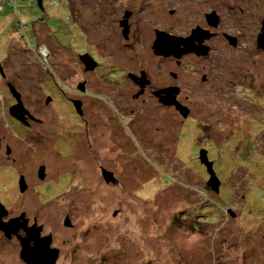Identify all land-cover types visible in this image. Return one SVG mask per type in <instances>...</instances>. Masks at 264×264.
Wrapping results in <instances>:
<instances>
[{
  "label": "rangeland",
  "instance_id": "obj_1",
  "mask_svg": "<svg viewBox=\"0 0 264 264\" xmlns=\"http://www.w3.org/2000/svg\"><path fill=\"white\" fill-rule=\"evenodd\" d=\"M28 2L0 9L3 80L18 83L25 106L44 119L30 130L35 137H16V171L32 154L47 166L46 183L29 177L40 191L34 201L52 211L58 238L70 216L81 264H264V0H42L43 10ZM211 12L219 30L239 37L237 47L220 33L204 42L209 59L154 53L157 30L184 37L199 26L215 35ZM140 68L155 85L180 88L186 118L174 105L132 102L137 88L126 76ZM72 100L94 112L88 129L71 114ZM8 101L0 97V110ZM92 126L81 148L79 135L84 141ZM205 149L218 192L199 159Z\"/></svg>",
  "mask_w": 264,
  "mask_h": 264
},
{
  "label": "flooded vegetation",
  "instance_id": "obj_2",
  "mask_svg": "<svg viewBox=\"0 0 264 264\" xmlns=\"http://www.w3.org/2000/svg\"><path fill=\"white\" fill-rule=\"evenodd\" d=\"M129 10L126 11L125 16L127 13L131 15V13L133 12L131 9ZM119 23L121 24L120 21ZM127 25L129 30L130 26L129 24ZM214 32L215 35L211 37L212 39L219 37L220 33H222L223 38L228 41L229 45H233L229 42V38H234L236 44L233 46H238V36L229 34L228 32V35H225V32L219 30V26H217V31ZM210 39L206 40L205 43ZM211 50L212 48L210 44L209 51L206 56H195L194 53L188 54H192L194 57H196V59H209L211 57ZM81 57H83L82 54H80V58ZM88 57L92 59L89 54ZM2 62L3 61H1L0 59V77H2L0 78V91H3V93L0 92V97H4L9 101L6 107V112L5 109L0 110V224L8 223V226L7 230H5L0 225V258L8 259L9 264H12V262L10 261H13L15 264H50L51 261L52 264H81L76 250L70 248L69 241L76 238L78 240L77 235V237L74 238L71 237V233H69V231L75 226L74 222L71 221L70 216L66 215L63 222L61 223L62 225L60 224L62 226V229L60 230L63 231L65 236H62V238H58L56 236V232L50 225L53 216L52 211H49L48 209L43 210V208H38L34 201V196L40 191L32 190L30 188L29 177L31 178V180H33L36 174H38L39 181L41 180L40 183L44 181L46 183L48 173L47 166H40L43 167L42 176H40V167L38 168L35 155L32 154L26 159V168L23 171H16V157L13 156L12 149V147L14 146L17 149L16 137H18L19 134L23 132L28 133L26 138L35 137L36 135L31 134L30 130H32L33 127L42 125V121L44 119L39 118L36 115V112L30 110L25 106L23 92L18 87V83L3 80V78L5 77V71L3 69L4 65ZM176 76L177 75L175 74L174 77L176 78ZM126 78L131 79L134 84L133 86L137 88L136 92H130L132 102H145L146 100L152 99L157 101L160 106H164L154 93L155 91L170 86L169 84L155 85L153 82L147 80L148 77L146 75V72L142 68L135 72H132L131 74L127 72ZM202 80H206L205 74L202 76ZM16 94L20 95L21 102L26 111L13 112L11 110V108L17 104ZM125 95H127V92L123 90L120 93V97L122 98ZM179 96L180 92L177 97ZM73 101L75 100H72V102ZM92 103L93 100H91L90 104ZM168 107L174 106L170 105ZM88 108L90 107L86 104V101L81 100L79 102V108H75V111L71 112V114H74L78 117L80 123L79 127L82 130L83 127L85 129L88 126L85 119L86 116L88 115V117H91L94 113L87 112ZM91 110L94 111L95 109ZM129 113L131 114L133 112ZM130 121L131 120H129L127 124H130ZM127 124L125 127L126 129L128 127ZM6 128L11 131V133H6ZM91 132L95 133L94 126H92L91 129L87 132L84 131V141L80 138L79 135V140L77 141V143L81 146V148L84 147L83 143L87 141V139L85 140V133L89 138V134ZM81 133H83V131H81ZM58 138L59 137H57V139ZM61 140L62 143H65L67 139ZM81 148L79 151H82ZM11 180L15 182L14 185L10 187ZM26 180L28 181V183ZM16 181L18 182L19 188H16ZM37 184H39V182ZM47 191L48 190L44 191V198H46L48 195ZM81 255H83V253H81Z\"/></svg>",
  "mask_w": 264,
  "mask_h": 264
},
{
  "label": "water",
  "instance_id": "obj_3",
  "mask_svg": "<svg viewBox=\"0 0 264 264\" xmlns=\"http://www.w3.org/2000/svg\"><path fill=\"white\" fill-rule=\"evenodd\" d=\"M38 3L41 2V0H37ZM41 8V7H40ZM43 10V7L41 8ZM129 13L126 14L125 20L121 22V25L124 27L123 35H126L128 32V25H127V18L129 17ZM206 20L207 23L211 27H217L218 25V18L215 12H211L209 14H206ZM156 39L153 43V51L155 54L160 56H172L176 59H180L183 55L188 53H194L196 55H207L209 51V46H207L204 42L208 39H210L214 33H210L209 30L203 29L199 26L193 28L189 35L187 36H176L171 35L169 33H166L164 31H156ZM229 42L233 45L236 44V41L234 38H229ZM257 46L258 48L264 49V19L262 21V27L261 32L258 35L257 39ZM84 62L88 65V67L93 68L95 65V62L86 55L84 57ZM90 64V65H89ZM180 89L177 86H168L166 88L160 89L158 91H155L156 97H158L159 101L165 105H174L177 110L180 111V114L183 116V118H186L188 116V109L187 107L183 106L181 103L177 100V95L179 94ZM17 104L14 105L11 110L13 112H24L26 111L23 107V104L20 99V95L16 94ZM49 98L47 99V101ZM79 102H75V106L78 109ZM200 161L206 166V169L209 173V179L208 182L211 184L212 188L215 189L217 192L219 189V181L212 169V161H209L206 155V150H203L199 155ZM43 167H40L39 174L42 176ZM103 177L105 181H112L114 182L115 179L113 178V175L111 172L102 170ZM5 230H7L8 223L0 224ZM52 264V261L50 262Z\"/></svg>",
  "mask_w": 264,
  "mask_h": 264
},
{
  "label": "trees",
  "instance_id": "obj_4",
  "mask_svg": "<svg viewBox=\"0 0 264 264\" xmlns=\"http://www.w3.org/2000/svg\"><path fill=\"white\" fill-rule=\"evenodd\" d=\"M27 1H29L27 4L29 5V3L31 4V5H33L34 3H36L38 6H39V8L41 7H43L42 6V0H41V2L40 3H38V1L37 0H27ZM4 4H8V5H11V6H13V7H16L17 6V4H16V0H2L1 1V4H0V9L3 7V5ZM2 6V7H1ZM93 52H95V51H93ZM91 56V55H90ZM92 57V56H91ZM93 59V58H92ZM94 60V59H93ZM95 61V65H96V68H95V70H97L98 68H99V65L97 64V62H96V60H94ZM114 65H115V63H113ZM115 69L114 70H116V68H117V66L115 65V67H114ZM119 71H121V70H119ZM116 77V76H115ZM48 99V98H47ZM46 99V100H47ZM50 99V98H49ZM49 101V100H48ZM72 103H74V109L76 108V106H75V101H73ZM77 109V108H76ZM206 151H208L207 149H205ZM211 161H213V160H211ZM215 161V160H214ZM205 166V165H204ZM206 167V166H205ZM207 170V169H206ZM219 190V189H218ZM218 192V191H217Z\"/></svg>",
  "mask_w": 264,
  "mask_h": 264
},
{
  "label": "bare ground",
  "instance_id": "obj_5",
  "mask_svg": "<svg viewBox=\"0 0 264 264\" xmlns=\"http://www.w3.org/2000/svg\"><path fill=\"white\" fill-rule=\"evenodd\" d=\"M195 56H199V55H196V54H195ZM168 57H169V56H168ZM170 57H172V56H170ZM178 64H180V62H178Z\"/></svg>",
  "mask_w": 264,
  "mask_h": 264
}]
</instances>
